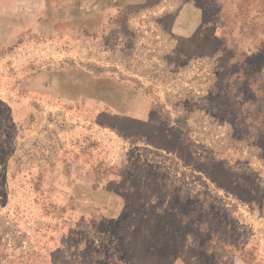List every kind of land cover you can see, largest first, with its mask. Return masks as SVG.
<instances>
[{"label":"rangeland","instance_id":"374dc122","mask_svg":"<svg viewBox=\"0 0 264 264\" xmlns=\"http://www.w3.org/2000/svg\"><path fill=\"white\" fill-rule=\"evenodd\" d=\"M0 264H264L263 13L0 0Z\"/></svg>","mask_w":264,"mask_h":264},{"label":"trees","instance_id":"16d2710c","mask_svg":"<svg viewBox=\"0 0 264 264\" xmlns=\"http://www.w3.org/2000/svg\"><path fill=\"white\" fill-rule=\"evenodd\" d=\"M246 9H256V11L263 13L264 15V0H240Z\"/></svg>","mask_w":264,"mask_h":264}]
</instances>
